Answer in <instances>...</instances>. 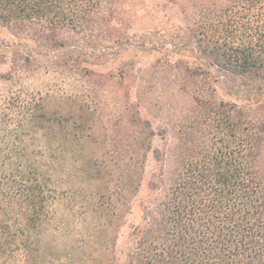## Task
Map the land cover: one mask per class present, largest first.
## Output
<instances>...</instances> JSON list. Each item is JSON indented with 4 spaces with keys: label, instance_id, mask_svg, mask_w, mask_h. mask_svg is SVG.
Listing matches in <instances>:
<instances>
[{
    "label": "rangeland",
    "instance_id": "obj_1",
    "mask_svg": "<svg viewBox=\"0 0 264 264\" xmlns=\"http://www.w3.org/2000/svg\"><path fill=\"white\" fill-rule=\"evenodd\" d=\"M188 6L189 0H103L90 23L56 29L65 44L54 49L14 41L0 26V73L24 69L14 71L13 83L0 80V109L17 118L34 106L57 120L18 135L40 152L53 190L39 233L40 264L125 263L134 227L167 197L176 161L233 138L220 103L248 105L252 90L212 66L199 69L208 63ZM11 50L29 62L12 58ZM4 95L13 98L8 108ZM135 109L138 124L130 122ZM128 156L136 158L134 168L126 167ZM131 170L134 193L127 188ZM12 215L11 224L23 221Z\"/></svg>",
    "mask_w": 264,
    "mask_h": 264
},
{
    "label": "trees",
    "instance_id": "obj_2",
    "mask_svg": "<svg viewBox=\"0 0 264 264\" xmlns=\"http://www.w3.org/2000/svg\"><path fill=\"white\" fill-rule=\"evenodd\" d=\"M102 2L0 0V26L8 28L14 41L63 47L56 29L90 23ZM187 11L208 63L199 69L212 66L229 74L250 86L253 97L248 105L220 103L233 138H217L210 149L195 155L192 150L176 161L166 199L148 208L134 227L135 246L123 264H264V0H189ZM9 53L29 62L23 51ZM14 71L21 75L24 69L15 66L10 74L0 73V80L13 83ZM4 98L8 108L13 98ZM36 109L28 107L17 118L0 109V201L6 214L0 223V264L42 261L39 233L50 214L53 190L38 160L40 152L22 144L18 135L57 120ZM138 114L132 110L131 123L141 121ZM185 145L181 140V148ZM136 161L128 156L124 163L131 169ZM133 176L131 170V193L139 188ZM14 212L21 223L11 224Z\"/></svg>",
    "mask_w": 264,
    "mask_h": 264
}]
</instances>
